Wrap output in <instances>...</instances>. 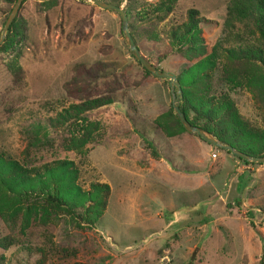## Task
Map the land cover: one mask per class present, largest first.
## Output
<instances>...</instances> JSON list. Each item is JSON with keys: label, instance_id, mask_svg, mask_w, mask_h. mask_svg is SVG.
<instances>
[{"label": "rangeland", "instance_id": "rangeland-1", "mask_svg": "<svg viewBox=\"0 0 264 264\" xmlns=\"http://www.w3.org/2000/svg\"><path fill=\"white\" fill-rule=\"evenodd\" d=\"M135 1L130 33L150 63L176 75L180 107L207 112L211 135L228 142L263 140L264 65L237 50L264 56L252 18L232 11L233 0H178L163 20L146 19L158 0ZM15 2L0 0V35ZM189 9L204 20L195 41L175 42L168 32ZM14 22L0 44V264H264V163L182 128L169 80L134 59L118 13L24 0ZM104 96L113 102L91 110L89 124L52 128L62 108ZM59 161L71 163V178L23 183L27 170ZM46 192L94 225L77 226Z\"/></svg>", "mask_w": 264, "mask_h": 264}, {"label": "trees", "instance_id": "trees-1", "mask_svg": "<svg viewBox=\"0 0 264 264\" xmlns=\"http://www.w3.org/2000/svg\"><path fill=\"white\" fill-rule=\"evenodd\" d=\"M109 3H112L116 6L121 5L120 0H103ZM178 0H158L153 5H148L146 9H143V13H141V18L146 19H154V20H163L166 16H168L170 13L173 12L174 7L176 6ZM136 5L135 0H126V4L124 6V10L127 14L128 20H131L132 17V11L133 7ZM232 11L237 12L240 16L243 17H251L253 20L254 27L256 28V31L259 35V38L264 41V0H233V7ZM204 20L203 18L199 17L198 11L196 9H189L187 11V21L184 22L180 26L172 27L169 30V36L170 39L177 42L179 40H182L183 43L189 42V41H195V37L198 31V24L199 20ZM15 25V22L11 23L8 33L12 34L13 27ZM131 29V25H130ZM132 38L138 47L140 51H143L145 49V44L143 42V39L138 36V33L135 32L134 29ZM6 44L2 45L5 46ZM235 49L229 50V52L234 51ZM240 54L245 56L248 59H257L259 62H261L264 65V56L263 51L261 49H253V48H238L237 49ZM12 73L15 74L17 71L20 70V67L18 65H12L11 66ZM113 102L111 96H104V97H95L93 99L84 100L82 102H79L77 104H71L67 108H62L59 113H57L56 117L54 119H49L50 123L53 124L52 128L57 131L56 128L60 123H64L66 121V118L70 119V124H89V114L90 111L99 109L102 106L109 105ZM181 111L183 112L184 116L187 119V113L192 111L195 114V120L201 122L200 124H195L189 121L190 124L200 127L203 130L211 133V129L209 128V125L212 123V119L209 116V114L206 112V115L199 116L198 112L193 107H186L181 106ZM70 114H73V118H70ZM60 122V123H59ZM201 125V126H200ZM239 134H241L239 132ZM216 138L220 139L221 141L230 144L234 148L238 149L239 151L246 153L248 155L254 156V157H263V156H257V150L264 149V139L262 140V136L259 137L258 140L251 139L250 141H247L246 147L245 142L243 145L239 146L238 144H234L232 142L226 141L222 136H217L213 134ZM33 144V143H32ZM229 153V152H228ZM240 159V158H239ZM244 161V160H243ZM246 162V161H245ZM70 162H64L59 161L53 165L51 164H43L39 168H31L27 170L26 173L22 176L23 183H27V181H30L33 177H41L43 175L47 176H54V175H63L64 178H71L73 175V172L70 171ZM105 188L106 185H103ZM43 197L57 207L60 210L65 211L71 218L72 222L75 223L79 227H91L94 225V220H92L88 214H85L83 216L77 214L74 209L72 208V205L67 199H61L58 196H55L51 193H43Z\"/></svg>", "mask_w": 264, "mask_h": 264}, {"label": "water", "instance_id": "water-1", "mask_svg": "<svg viewBox=\"0 0 264 264\" xmlns=\"http://www.w3.org/2000/svg\"><path fill=\"white\" fill-rule=\"evenodd\" d=\"M24 0H16L9 16L7 17V20L4 24L2 33L0 35V44L3 43L4 37L6 33L8 32V29L13 22L14 18L17 15V12L19 11V8ZM43 1V0H40ZM83 2H91L100 9L103 10H110L115 11L118 13L121 19V30L123 33V36L126 40V44L129 48L130 53L134 57V59L140 63V65L146 70L148 73H150L152 76L161 78V79H168L169 80V86H170V92L172 96V108L174 109L175 115L177 116L182 128L190 133V134H196L201 139H203L205 142L209 143L210 145L216 146L219 149L225 150L229 152L230 154L251 163H264V156L263 157H254L251 155H248L246 153H243L239 151L238 149L234 148L230 144H227L220 139L216 138L215 136L211 135V133L203 130L200 127L194 126L189 123V121L184 116L183 112L180 109V99L182 98V91H181V85L176 77V75L168 72H164L156 68L152 63H150L146 57L143 56V54L140 52L138 47L136 46L132 35L129 30V21L127 14L123 7L116 6L112 3L103 1V0H80Z\"/></svg>", "mask_w": 264, "mask_h": 264}]
</instances>
